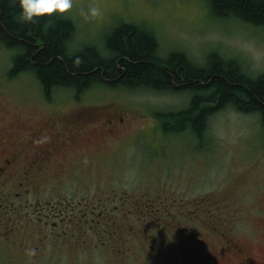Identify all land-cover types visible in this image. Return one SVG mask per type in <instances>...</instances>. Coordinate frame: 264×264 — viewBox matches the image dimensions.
<instances>
[{"label": "rangeland", "instance_id": "374dc122", "mask_svg": "<svg viewBox=\"0 0 264 264\" xmlns=\"http://www.w3.org/2000/svg\"><path fill=\"white\" fill-rule=\"evenodd\" d=\"M89 4L99 5L102 15L86 19L81 9ZM62 16L75 26L73 52L88 45L103 49L107 33L126 22L151 30L162 56L181 51L203 66L215 52L250 75L264 73V26L214 16L208 0H74ZM14 54L0 44V135H37L43 143L46 137L35 126L47 130L52 119L84 118V108L110 104L124 112L128 125L116 144L83 145L61 184L51 185V174L44 177L40 191L31 188L23 197L21 213L19 200L0 210L7 213L8 228L15 227L0 241V264H214L217 258V264H256L255 254L264 259L260 114L227 106L210 115L199 139L189 131L165 135L159 114L188 107L189 93L93 85L79 94L55 88L47 95L32 73L9 75ZM90 135L101 139L92 130ZM212 222L248 243L249 255L235 258L209 228Z\"/></svg>", "mask_w": 264, "mask_h": 264}, {"label": "trees", "instance_id": "16d2710c", "mask_svg": "<svg viewBox=\"0 0 264 264\" xmlns=\"http://www.w3.org/2000/svg\"><path fill=\"white\" fill-rule=\"evenodd\" d=\"M208 3L214 16L264 26V0ZM19 11V0H0V44L15 51L9 75L32 73L47 95L55 88L79 94L93 85L185 91L191 96L188 107L158 116L165 135L189 131L199 139L210 115L227 106L260 114L264 128V73L250 75L215 52L203 66L181 51L162 56L151 30L126 22L107 33L103 49L88 45L73 52L71 19L54 14L22 22Z\"/></svg>", "mask_w": 264, "mask_h": 264}, {"label": "flooded vegetation", "instance_id": "af4514ba", "mask_svg": "<svg viewBox=\"0 0 264 264\" xmlns=\"http://www.w3.org/2000/svg\"><path fill=\"white\" fill-rule=\"evenodd\" d=\"M81 113L84 114V118L75 115L64 121L52 119L47 130L46 126H35V131L46 137L43 143L39 142L37 135L20 136L15 133L0 135V210L9 208L12 203L15 204V200H19L16 210L21 213L24 207L23 197L30 193L31 188L40 191L43 186L41 183L46 182L43 180L44 177L51 174L54 176L51 180L55 183L48 182L54 186L61 184L64 171L68 166L73 168L72 156L75 158L82 155L83 145L89 143L96 146L103 140L109 141L106 145L116 144L128 125V117L119 107L112 104L105 109L97 106L84 108ZM10 124L17 127V121ZM91 130L101 139L91 137ZM71 210L70 214L73 213V208ZM5 214L7 213L0 212V241L3 240V236L10 238L15 228L12 227V231L8 228ZM211 229L227 245L228 251H231L235 258L249 255L248 243L234 240L232 229L221 230L216 227ZM218 261L217 258L214 264ZM251 261L264 264V259L257 257L256 254L251 257Z\"/></svg>", "mask_w": 264, "mask_h": 264}, {"label": "clouds", "instance_id": "9594fccd", "mask_svg": "<svg viewBox=\"0 0 264 264\" xmlns=\"http://www.w3.org/2000/svg\"><path fill=\"white\" fill-rule=\"evenodd\" d=\"M74 7V0H19V19L31 22L36 18L69 14ZM85 18L99 17L102 9L97 4H89L87 11L81 9Z\"/></svg>", "mask_w": 264, "mask_h": 264}, {"label": "bare ground", "instance_id": "6f19581e", "mask_svg": "<svg viewBox=\"0 0 264 264\" xmlns=\"http://www.w3.org/2000/svg\"><path fill=\"white\" fill-rule=\"evenodd\" d=\"M111 120V119H110ZM17 143V142H16ZM237 245V244H236Z\"/></svg>", "mask_w": 264, "mask_h": 264}]
</instances>
